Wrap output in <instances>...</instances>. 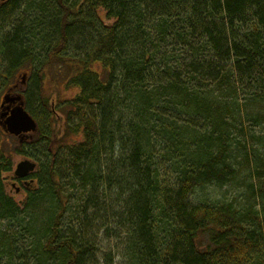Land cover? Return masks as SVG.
I'll use <instances>...</instances> for the list:
<instances>
[{
	"label": "trees",
	"instance_id": "obj_1",
	"mask_svg": "<svg viewBox=\"0 0 264 264\" xmlns=\"http://www.w3.org/2000/svg\"><path fill=\"white\" fill-rule=\"evenodd\" d=\"M27 8L30 20L6 41L19 48L13 62L38 66L26 106L45 141L28 145L39 186L24 208L0 180V221L20 224L0 234V264H88L87 216L104 209L94 195L108 192L123 202L114 212L123 264H264V0H34ZM55 78L56 96L46 90ZM242 177L258 180L243 201L216 197Z\"/></svg>",
	"mask_w": 264,
	"mask_h": 264
},
{
	"label": "rangeland",
	"instance_id": "obj_2",
	"mask_svg": "<svg viewBox=\"0 0 264 264\" xmlns=\"http://www.w3.org/2000/svg\"><path fill=\"white\" fill-rule=\"evenodd\" d=\"M34 2V0H29L27 3L24 1L22 4V7L19 8L20 11L16 10L13 12V14L10 16V22L6 21L4 19L0 20V56L4 57L5 59V63H3V67L1 68V70H7L5 72L11 73L13 75H16L17 78H13L14 80H19L21 78V76L23 75V73L28 72V78H29V84H28V89H27V94L29 93V90L31 89V92H35L37 87L34 85L36 81L35 78H37V70H38V66H34L31 62L28 63V61H18V62H13L14 57L12 58V56H14L16 53H18L19 48H10V46L7 45V36L10 34H13V30L16 28L15 24H22L23 22H27L29 21L30 17H31V9L27 8L30 6V4ZM100 15H102V17H105V10L103 9V7L98 8ZM13 16V18H12ZM115 19L112 18H105V23H109V22H114ZM6 41V42H5ZM5 42V43H4ZM37 50H36V61L37 60H44L45 59V55H46V51L45 49H47L45 47V45L40 46L39 44H37ZM57 65H60V62L57 63ZM10 66V67H9ZM54 71V70H53ZM56 74L58 75H62L61 72H56L54 71ZM19 74V75H17ZM55 75V74H54ZM55 75V77L58 80H61V78ZM15 76V77H16ZM47 80H48V73L44 75ZM55 78L54 81L51 80V82L47 83V87L46 90H48L47 92L52 95L54 94L55 96L60 93H57L56 91L58 90V87L61 85L62 81H58ZM59 84V85H58ZM45 85V86H46ZM44 86V87H45ZM73 91H67V95H64V98H70L71 94ZM2 93H0V96H2ZM36 93V92H35ZM37 95V93H36ZM73 96V94H72ZM35 102H33V104L39 108V103L40 102L38 99H36V96H34L33 99ZM65 104V102H63ZM63 103H59L56 106V110L57 113L55 114V118L59 119L60 122H64V118H65V112H64V108L63 107ZM246 128L249 129L250 125L248 123V121L246 123H244ZM58 133H61L62 128H64V123L60 124L58 123ZM258 131L254 132L253 134L258 135ZM81 134H78V137ZM77 136V135H76ZM251 142V143H250ZM250 142H248L249 144H247L249 147H252V145L256 144V141L253 139H250ZM243 178V177H242ZM244 179V178H243ZM67 180V179H64ZM242 182V183H241ZM257 184L258 180L256 179H252L251 180H239L237 183L235 182L233 185L232 184H226L223 185V187L221 188H217L216 191H218V194H216L218 198H220L221 200H225V201H235V199L237 200L236 202H241L244 200L245 198V192L247 190V187L249 186L248 184ZM71 187V186H70ZM70 187L66 185L65 189L68 191L69 193V197L71 196V190ZM206 187H211L212 186H206ZM215 191V192H216ZM90 195V194H89ZM106 196H102V193H96L95 196V200L99 201V203H97L98 206L104 208L103 210H95V209H90V214L88 217V219L91 221L89 223L90 227L88 226V230H86L87 232L83 235V240L85 241H90L91 245V250H90V254L88 255V260L89 263L88 264H123L122 263V249L124 246V237H118L117 234L120 232V235L122 236L123 232V227L122 225L119 227L116 224L117 218L114 215L115 211H120L121 213V208L120 203H123L121 200H117L118 195L115 194H111L110 192H108L107 194H105ZM93 196V195H92ZM215 196V195H214ZM106 199V201H103V198ZM113 197V198H112ZM18 198H21V196H17V200H19ZM121 198H123V196H121ZM75 200V199H74ZM74 204H76L77 206L79 205L78 203H80V201L75 200L73 202ZM24 204V203H23ZM72 204V203H71ZM90 205V203L88 204ZM21 208L25 207V204L23 206H20ZM78 208L75 210V212L78 213ZM94 213L96 215H94ZM8 218V217H7ZM8 222L6 221H0V234L4 233L6 230H13V228H18L20 226V224H14V222L12 223V226L9 227V224H7ZM119 225V224H118ZM109 228V232L106 231L105 228ZM3 231V232H2ZM8 232V231H6ZM113 233V234H112ZM112 234V235H111ZM123 239V240H122ZM77 240L81 241L80 236L78 237ZM28 243V241H27ZM113 258V261L111 263V259ZM3 262H5L4 260H2ZM3 262L1 264H3ZM23 264H33L34 261L32 258H28V260L25 258L23 261H21ZM8 264H15L13 261L7 262ZM18 264V263H17Z\"/></svg>",
	"mask_w": 264,
	"mask_h": 264
},
{
	"label": "flooded vegetation",
	"instance_id": "obj_3",
	"mask_svg": "<svg viewBox=\"0 0 264 264\" xmlns=\"http://www.w3.org/2000/svg\"><path fill=\"white\" fill-rule=\"evenodd\" d=\"M24 1L27 3L29 0H0V20L3 19L2 15L5 12L15 9L20 11L19 8L22 7ZM3 63H5V59L0 56V93L3 92L0 96V180L3 184H1V190L5 196L15 200L18 206H23L26 204L30 192L39 186L38 178L35 177L37 171L40 170L39 157L36 153L30 152L28 145L38 139V141L44 142L45 135L43 134L41 138L39 134L40 124L34 116L37 122L35 130L22 131L20 134L10 131V119L13 116V111L19 105L28 110L26 92L29 75L28 72H25L19 80H14L13 78H17L16 75L9 73V71L8 73L5 72L7 70H1L4 66ZM44 144L42 143V146ZM39 153H44L43 149ZM26 159L36 163L35 169L24 177L19 176L16 174L17 165ZM17 196H21V198L15 199Z\"/></svg>",
	"mask_w": 264,
	"mask_h": 264
},
{
	"label": "water",
	"instance_id": "obj_4",
	"mask_svg": "<svg viewBox=\"0 0 264 264\" xmlns=\"http://www.w3.org/2000/svg\"><path fill=\"white\" fill-rule=\"evenodd\" d=\"M10 121V131L15 134H20L22 131L35 130L37 127L36 121L22 105H19L14 111ZM36 163L26 159L17 165L16 174L25 176L35 169Z\"/></svg>",
	"mask_w": 264,
	"mask_h": 264
}]
</instances>
